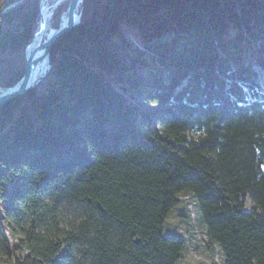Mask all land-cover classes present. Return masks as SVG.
<instances>
[{
    "label": "trees",
    "instance_id": "16d2710c",
    "mask_svg": "<svg viewBox=\"0 0 264 264\" xmlns=\"http://www.w3.org/2000/svg\"><path fill=\"white\" fill-rule=\"evenodd\" d=\"M39 4L0 0L1 89L25 71ZM78 11L49 82L0 107V264H180L214 243L224 264H264V0ZM185 190L200 219L165 235Z\"/></svg>",
    "mask_w": 264,
    "mask_h": 264
},
{
    "label": "water",
    "instance_id": "95a60500",
    "mask_svg": "<svg viewBox=\"0 0 264 264\" xmlns=\"http://www.w3.org/2000/svg\"><path fill=\"white\" fill-rule=\"evenodd\" d=\"M63 1H56L53 4V9ZM81 1L69 0L66 10L61 15L58 27H53L47 31L48 24L45 12L48 0H40L38 25L32 40L25 47V71L14 84L1 90L0 107L12 97L39 86L48 77V71L52 66L50 59L51 45L61 33L78 23L80 18L78 8ZM51 13H53V10H51ZM65 14L66 17L63 20Z\"/></svg>",
    "mask_w": 264,
    "mask_h": 264
},
{
    "label": "rangeland",
    "instance_id": "374dc122",
    "mask_svg": "<svg viewBox=\"0 0 264 264\" xmlns=\"http://www.w3.org/2000/svg\"><path fill=\"white\" fill-rule=\"evenodd\" d=\"M56 0H50L49 5L51 6ZM53 14V13H52ZM52 16V15H51ZM51 21V26H52V20L50 17ZM145 78H148L149 75H144ZM49 82V78H46L42 83ZM41 83V84H42ZM40 84V85H41ZM39 85V86H40ZM134 100V99H132ZM137 102H141V99H135ZM142 107H153L151 103L147 102H141ZM191 192L189 190H185L181 192L179 195V202L178 204L171 209L169 212L167 218L164 221V234H170V233H185V225L186 222L184 219L180 217V214H185V215H190L191 212L194 213V215L200 219V216L198 215L194 203V199L190 196ZM250 208V203H246V209ZM190 217V216H189ZM198 240L200 244L204 243V236L202 234H199ZM180 264H224V254L222 250L219 248V246L214 243V247L211 250H204L203 248L201 249H190L188 250L184 257L183 260L181 261Z\"/></svg>",
    "mask_w": 264,
    "mask_h": 264
},
{
    "label": "bare ground",
    "instance_id": "6f19581e",
    "mask_svg": "<svg viewBox=\"0 0 264 264\" xmlns=\"http://www.w3.org/2000/svg\"><path fill=\"white\" fill-rule=\"evenodd\" d=\"M49 1H50V0H48L47 8H46V12H45V17H46L47 24H48V26H47V31H48L49 29H52V28H53V27L51 26V21H50V17H51V15H52L51 10H54V9H53V4H54L56 1H58V0H56L51 6L49 5ZM61 1H63V0H61ZM64 1H65V0H64ZM58 5H59V4H58ZM65 17H66V14L63 16V20L65 19Z\"/></svg>",
    "mask_w": 264,
    "mask_h": 264
},
{
    "label": "built area",
    "instance_id": "2783aa9c",
    "mask_svg": "<svg viewBox=\"0 0 264 264\" xmlns=\"http://www.w3.org/2000/svg\"><path fill=\"white\" fill-rule=\"evenodd\" d=\"M1 90H2V89L0 88V92H1Z\"/></svg>",
    "mask_w": 264,
    "mask_h": 264
},
{
    "label": "crops",
    "instance_id": "0c3cea01",
    "mask_svg": "<svg viewBox=\"0 0 264 264\" xmlns=\"http://www.w3.org/2000/svg\"><path fill=\"white\" fill-rule=\"evenodd\" d=\"M187 251H188V250H187ZM187 251H186V252H187ZM182 260H183V259H182ZM182 260H181V261H182ZM180 263H181V262H180Z\"/></svg>",
    "mask_w": 264,
    "mask_h": 264
}]
</instances>
